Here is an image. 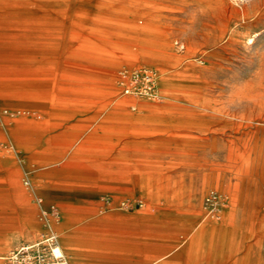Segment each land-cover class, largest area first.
Returning a JSON list of instances; mask_svg holds the SVG:
<instances>
[{
	"label": "rangeland",
	"instance_id": "1",
	"mask_svg": "<svg viewBox=\"0 0 264 264\" xmlns=\"http://www.w3.org/2000/svg\"><path fill=\"white\" fill-rule=\"evenodd\" d=\"M52 233L67 264H264V0H0V257Z\"/></svg>",
	"mask_w": 264,
	"mask_h": 264
},
{
	"label": "bare ground",
	"instance_id": "2",
	"mask_svg": "<svg viewBox=\"0 0 264 264\" xmlns=\"http://www.w3.org/2000/svg\"><path fill=\"white\" fill-rule=\"evenodd\" d=\"M233 2H247L249 0H232ZM250 42V41H249ZM120 76L122 77V79H126L129 78L130 80H132L133 82H131L132 84L134 83H142L141 87L136 88L135 86H130L129 89L125 90V94H129V93H137L136 96H147V95H154V73L151 72H146V71H139V70H135L131 73H129L128 71H122L120 73ZM140 80V81H139ZM125 82L121 81V84H124ZM133 84V85H134ZM139 93V94H138ZM141 93V94H140ZM219 199L220 196H218L215 192H210L208 195V201L210 204H212V212L215 209V207L217 208L219 206ZM48 228L51 229L52 231L54 230V226L52 225H48ZM53 237V240H50V238ZM59 235L56 233H52V235L48 234L45 237H42V239L40 241L34 242L32 244H28V245H21V247L18 249V254L13 253L11 258H6V257H0V260L2 261H6L7 263L4 264H31L32 262V257H30V255L32 254V252H34L35 250L40 251L43 245L49 246V257H51V259L46 260V262H54V264H58V261H65L64 264H67L66 260L63 259V254L62 251L59 247ZM21 251H26L29 255H27L26 257H23L24 259L21 261L19 258V254L22 253ZM21 255V254H20ZM41 262V261H39ZM56 262V263H55ZM33 264V262H32ZM35 264H38L37 262H35Z\"/></svg>",
	"mask_w": 264,
	"mask_h": 264
},
{
	"label": "built area",
	"instance_id": "3",
	"mask_svg": "<svg viewBox=\"0 0 264 264\" xmlns=\"http://www.w3.org/2000/svg\"><path fill=\"white\" fill-rule=\"evenodd\" d=\"M3 114L7 115L8 117H13L14 113L9 112L8 110H3ZM25 185H28V182H25ZM36 203L41 206L42 205V199L37 198ZM41 218L43 219H57L58 218V211L54 206H50L48 209H41L40 211ZM50 240H53V237L50 238ZM38 254V253H37ZM37 263L38 264H54V262H46L48 260L42 253L37 255ZM34 260V259H33ZM41 261V262H39ZM56 263V262H55ZM58 264H64L65 261H58Z\"/></svg>",
	"mask_w": 264,
	"mask_h": 264
},
{
	"label": "crops",
	"instance_id": "4",
	"mask_svg": "<svg viewBox=\"0 0 264 264\" xmlns=\"http://www.w3.org/2000/svg\"><path fill=\"white\" fill-rule=\"evenodd\" d=\"M105 126H107V125H105ZM108 127V126H107ZM68 134V133H67ZM70 135V134H69ZM40 199H42V198H40ZM42 202H43V199H42ZM39 206V205H38ZM50 206H54V207H56L55 205H50ZM50 206H48V207H44V202L42 203V205L41 206H39L41 209H48ZM57 208V207H56ZM58 235H59V238H60V234L59 233H57ZM21 245H25L24 243L23 244H21ZM161 260H156L155 262H153L152 264H157V263H159Z\"/></svg>",
	"mask_w": 264,
	"mask_h": 264
}]
</instances>
